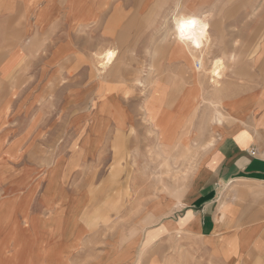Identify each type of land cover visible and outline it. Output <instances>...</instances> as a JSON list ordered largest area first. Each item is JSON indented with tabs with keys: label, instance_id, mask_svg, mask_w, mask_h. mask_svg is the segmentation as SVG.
Segmentation results:
<instances>
[{
	"label": "rangeland",
	"instance_id": "obj_1",
	"mask_svg": "<svg viewBox=\"0 0 264 264\" xmlns=\"http://www.w3.org/2000/svg\"><path fill=\"white\" fill-rule=\"evenodd\" d=\"M183 2L0 0V264H264L262 243L202 239L181 223L215 150L211 116L228 123L224 88L253 61L235 19L263 18L264 0L250 12L234 9L243 0ZM194 4L213 9L205 63L224 62L218 90L198 93L197 58L169 48ZM178 89L164 122L193 143L175 134L165 155L146 106L159 116L161 92ZM123 114L136 124L119 134ZM166 170L175 178L151 190Z\"/></svg>",
	"mask_w": 264,
	"mask_h": 264
},
{
	"label": "crops",
	"instance_id": "obj_2",
	"mask_svg": "<svg viewBox=\"0 0 264 264\" xmlns=\"http://www.w3.org/2000/svg\"><path fill=\"white\" fill-rule=\"evenodd\" d=\"M252 4L243 0L234 9L250 12ZM235 25L244 29L253 61L231 72L221 96L228 123L215 126L212 159L197 175L181 223L202 239L264 244V17Z\"/></svg>",
	"mask_w": 264,
	"mask_h": 264
},
{
	"label": "bare ground",
	"instance_id": "obj_3",
	"mask_svg": "<svg viewBox=\"0 0 264 264\" xmlns=\"http://www.w3.org/2000/svg\"><path fill=\"white\" fill-rule=\"evenodd\" d=\"M183 3L187 6L188 0H184ZM203 5H206V4H202V5L201 4H194L192 7H191V5L188 6V8L185 9L187 11L186 14L182 13V11H185V10L179 11L180 15H178L179 19L177 21L178 34L176 37V41L170 42V45H169L170 50H172V46L175 43L178 44L176 50L179 51L187 59H192V61H193L194 58H197V60L194 59L196 62L194 65L190 66V68H197V70H198V71L194 72V78L195 79L192 82L193 85L196 86L194 88L197 90L198 93L202 92L203 88H206L208 86L212 87V89H214V90H215V88H216V90H218L217 88H219V82L222 80V76H221L222 72L221 71L224 68V62L220 58L213 60L210 68H206V63H205L206 59L211 55L209 53V51H207V49H208L209 44L211 43L210 29L212 26L211 22L213 20V16H212L211 11H213V9L211 8L210 10H207L206 9L207 7H205V6L203 7ZM192 21H194L195 23L194 24L190 23ZM172 52H173V50H172ZM109 53H111V56L109 55ZM115 57H116L115 50H112V49L106 50L103 53L102 60L100 62V69H99L100 71L99 72L106 70L113 63ZM233 58L234 57L231 56L229 58V60L231 61V60H233ZM157 84L158 83H156L155 86ZM220 90H222V89H220ZM203 92H204V90H203ZM216 92H218V91H216ZM183 93H184V91H181L180 89L174 90L170 94H169V91L161 92V95H163L164 98H166V96L168 97V99H167L168 104L165 107H162V110H161L159 116L155 115V108H150V106H146V111H147V115L149 118L148 121L151 122V125H152V126L150 125L151 128L154 131H156L158 147H160V149L162 150V154H165V155L170 154L172 150L176 149V148H172V144H171L170 139H171V137L173 139V137L176 136L175 134H181L183 126H181L180 132H178V133L174 132L173 133V130H171V128H170L169 122H167V121L164 122V120H166L167 118H170V115L172 114L171 112L173 110L171 111V107L169 105L172 102H174L176 104L177 103L176 99H179ZM190 94H192V93H190ZM156 95H157V97H159L160 91L157 92ZM218 97H220V96H218ZM185 101H186V99L182 100V104L184 106H185ZM221 101H218V102L220 103ZM211 103H213V99H212ZM219 106H221V105H219ZM116 107H117V104H116ZM181 108H182V106H179V109H181ZM121 121L123 122V124L125 123V127H123L121 131L118 130L119 134H123V132H126V127L128 128L130 125L133 126L134 124H136V122L132 121L131 118L126 117V115H124V114L121 116ZM214 121L216 122V126L221 124L222 120L219 117L218 113L211 116L210 122H214ZM132 130H133V127H132ZM171 134H173V135L171 136ZM181 137H180V139L172 140V143L174 144L175 141L179 142L178 144L183 143V145L186 148L188 147V149H186V150L190 151L192 148L191 143H193V142L188 141V140H190V138L187 140V137H190V136H188V134L182 133ZM166 161H167V159H166ZM166 161H164V162H166ZM160 174H162V175L160 176V179H158V182L156 184H152L150 186V189L154 190L155 192H158V187L160 185H161L160 187H163V188L168 187V184L166 182H164V177H163L164 174L168 178H173V179L175 178V175H173L170 172V170H168V171L166 170L165 173H160ZM165 190H166V188H165Z\"/></svg>",
	"mask_w": 264,
	"mask_h": 264
},
{
	"label": "snow or ice",
	"instance_id": "obj_4",
	"mask_svg": "<svg viewBox=\"0 0 264 264\" xmlns=\"http://www.w3.org/2000/svg\"><path fill=\"white\" fill-rule=\"evenodd\" d=\"M190 23H193V24H194L195 22H194V21H192V22H190ZM109 55L111 56V53H109Z\"/></svg>",
	"mask_w": 264,
	"mask_h": 264
},
{
	"label": "built area",
	"instance_id": "obj_5",
	"mask_svg": "<svg viewBox=\"0 0 264 264\" xmlns=\"http://www.w3.org/2000/svg\"><path fill=\"white\" fill-rule=\"evenodd\" d=\"M252 154H253V155H256V152L254 151Z\"/></svg>",
	"mask_w": 264,
	"mask_h": 264
}]
</instances>
